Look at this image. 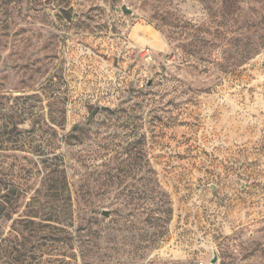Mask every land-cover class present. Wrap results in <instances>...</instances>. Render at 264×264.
<instances>
[{"label":"rangeland","instance_id":"obj_1","mask_svg":"<svg viewBox=\"0 0 264 264\" xmlns=\"http://www.w3.org/2000/svg\"><path fill=\"white\" fill-rule=\"evenodd\" d=\"M0 264H264V0H0Z\"/></svg>","mask_w":264,"mask_h":264},{"label":"trees","instance_id":"obj_2","mask_svg":"<svg viewBox=\"0 0 264 264\" xmlns=\"http://www.w3.org/2000/svg\"><path fill=\"white\" fill-rule=\"evenodd\" d=\"M50 219H53V218H50Z\"/></svg>","mask_w":264,"mask_h":264}]
</instances>
